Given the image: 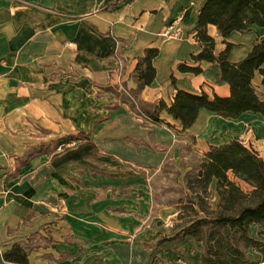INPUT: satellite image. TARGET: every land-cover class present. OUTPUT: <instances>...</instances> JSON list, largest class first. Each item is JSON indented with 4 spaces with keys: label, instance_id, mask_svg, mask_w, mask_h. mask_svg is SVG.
Masks as SVG:
<instances>
[{
    "label": "crops",
    "instance_id": "0c3cea01",
    "mask_svg": "<svg viewBox=\"0 0 264 264\" xmlns=\"http://www.w3.org/2000/svg\"><path fill=\"white\" fill-rule=\"evenodd\" d=\"M205 2L0 0V264H11L3 254L15 244L29 264H152L162 239L184 244L168 240L181 228L164 226L173 213L154 199L153 176L190 150L219 146L198 149L213 124L247 114L224 119L204 109L183 132L167 112L161 123L139 115L124 89L137 92L138 59L157 48L156 79L136 93L139 103L171 104L178 90L229 96L217 66L192 60ZM172 23L180 36L163 37ZM208 32L216 54L224 51L216 27ZM246 33L226 39L231 62L264 38L262 28ZM183 63L203 72L182 73ZM70 136L83 138L53 148ZM40 147L52 151L24 164Z\"/></svg>",
    "mask_w": 264,
    "mask_h": 264
},
{
    "label": "trees",
    "instance_id": "16d2710c",
    "mask_svg": "<svg viewBox=\"0 0 264 264\" xmlns=\"http://www.w3.org/2000/svg\"><path fill=\"white\" fill-rule=\"evenodd\" d=\"M209 26L217 29L226 49L216 54V40L209 35ZM253 27L264 29V0H206L199 10L195 37L202 47L192 55L196 63L208 62L220 70L221 80L229 86V96L194 94L178 90L173 102L141 104L136 93L150 87L156 79L154 60L157 48H148L138 59L134 79L137 92L125 88V99L132 103L137 113L153 123H161L160 115L167 112L179 121L182 131L189 130L202 110L224 119H238L244 114H261L264 117V101L255 84L258 77L264 86V38L255 43L250 52L239 62H231L233 44L226 39L235 32L246 33ZM182 73L200 75V66L180 64ZM172 82L175 81L172 76ZM83 136H70L57 141L53 148L81 140ZM52 147L35 148L25 157L24 164L38 154L52 151ZM187 187L195 191L185 205V220L181 230L170 241L183 242L190 238L202 245L195 264H264V160L243 142L234 139L219 146H211L199 168L187 176ZM215 185L219 197L217 210L208 211L210 188ZM191 216H189V215ZM256 232V235L254 234ZM260 260H254L252 253ZM11 264H29L26 247L15 244L3 254Z\"/></svg>",
    "mask_w": 264,
    "mask_h": 264
},
{
    "label": "rangeland",
    "instance_id": "374dc122",
    "mask_svg": "<svg viewBox=\"0 0 264 264\" xmlns=\"http://www.w3.org/2000/svg\"><path fill=\"white\" fill-rule=\"evenodd\" d=\"M243 34V35H247ZM256 86L257 83L255 82ZM260 95H264L259 92ZM238 139L248 148L256 151L264 160V117L261 115L247 114L238 120H220L219 123L212 125L206 139L201 142L199 150L206 144L221 145L223 143ZM186 160L182 162L168 163L158 174L153 176L151 186L154 193V199L161 208L166 207L168 214L177 213L178 217L174 221V227L166 228L168 231L180 229L185 220L180 218L183 215L184 208L190 195L195 191L187 187V176L193 175L199 168L204 159L205 153L196 150L186 152ZM208 198L205 199L208 211H216L219 197L215 191V185L210 188ZM189 215V214H187ZM191 216V215H189ZM167 219V218H166ZM255 230V235H256ZM168 238V237H166ZM164 240L158 245L161 247L159 254L152 255L150 261L152 264H195L202 251V245L196 241L186 240L179 246L164 244ZM253 259L257 256L251 254Z\"/></svg>",
    "mask_w": 264,
    "mask_h": 264
},
{
    "label": "built area",
    "instance_id": "2783aa9c",
    "mask_svg": "<svg viewBox=\"0 0 264 264\" xmlns=\"http://www.w3.org/2000/svg\"><path fill=\"white\" fill-rule=\"evenodd\" d=\"M180 32H181V30H180V28L179 27H177L176 25H175V23H172L165 31H164V33L162 34V36L163 37H165V38H178L179 36H180ZM124 92L126 93V94H128L127 93V91H125V89H124ZM129 95V94H128ZM136 108H137V110H138V105L136 104ZM177 217H178V215H177V213H174V214H172L170 217H168L167 218V220L164 222V226L166 227V228H173L174 227V221L177 219Z\"/></svg>",
    "mask_w": 264,
    "mask_h": 264
}]
</instances>
